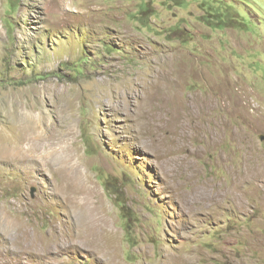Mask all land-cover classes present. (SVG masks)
Returning a JSON list of instances; mask_svg holds the SVG:
<instances>
[{
	"label": "rangeland",
	"instance_id": "374dc122",
	"mask_svg": "<svg viewBox=\"0 0 264 264\" xmlns=\"http://www.w3.org/2000/svg\"><path fill=\"white\" fill-rule=\"evenodd\" d=\"M260 135L264 0H0V264H264Z\"/></svg>",
	"mask_w": 264,
	"mask_h": 264
},
{
	"label": "bare ground",
	"instance_id": "6f19581e",
	"mask_svg": "<svg viewBox=\"0 0 264 264\" xmlns=\"http://www.w3.org/2000/svg\"><path fill=\"white\" fill-rule=\"evenodd\" d=\"M163 76L166 77L167 75L165 74ZM147 79L149 81L148 82V85H149V83L151 84V88H147V90H149V89L153 90V89H155V87L156 88L159 87L160 83L165 84V81H166V79L164 77H162V76H160V79L161 80H159V82L157 81L158 84L156 83L157 78H155L154 80H149V78H147ZM128 80H129V82L127 81L128 83L127 82L124 83V84L121 83V87L115 88V91H113V89H111L109 86H105L104 84L101 87H100V85H98L97 86V89H96V92L98 93L97 94V99L101 101V100H103V97L104 96L110 95L112 93V97H113L114 100H120L122 98L121 89L124 90L125 97L126 98H128L129 96L132 97L133 94L135 93V91L134 90L126 91V87H127V85H133L134 86V85H136L135 84L136 82L133 79H128ZM137 80H138V78H136V81ZM124 81L125 80H123V82ZM144 82H145V80H144ZM113 87H115V86H113ZM160 87H162V86H160ZM143 91H144V89H143ZM113 92H115V93L113 94ZM143 99L145 100L144 97H143ZM141 114H142V112H141ZM159 119H160L159 116L153 114L152 121H153L154 124H156L159 121ZM134 120H136V119H134ZM146 125H147V119L146 118L144 120L140 121L141 129H145L146 128ZM28 132H29L28 135H25L24 134L25 135V138L28 137L29 138V141L30 140L32 141L33 140V130L32 131H28ZM28 138H26V140H28ZM30 147L31 148L33 147V141L30 143ZM21 148H20V150H21ZM68 152H70V151H66L65 149L63 150L62 148H59V154L58 155H45L46 158L44 160H47V161L50 160V161H52L51 162L52 164H50V165H52L53 168H55L56 170H58V173L60 175V180H61L60 181V184H61L62 191H68V192H71V193H78L77 192L78 191L77 188L73 184V180H76V178H75L76 177V172H75V169H74L75 166L73 165L74 166L73 167L71 165V159L73 158V155L71 153H68ZM40 153H38V154H40ZM38 157H40V156H38ZM44 160H42V163L43 164H46L44 162ZM33 162H35V161H33ZM76 181H78V180H76ZM87 216L88 217L85 219V222H84V226L86 227V230H84L82 232V234H81L85 238L82 240V243L81 244H85L87 246H92V245L95 244L94 238L100 232L105 231L106 224L102 220L97 219L98 217L96 218V217L93 216V214L91 215L90 211H88ZM4 222H5V225H8V223L10 221H4ZM90 229H95L96 231L93 232V231H90ZM9 231H11V229ZM20 231H21L22 238L25 239V237H26L25 232L23 230H21V229H20ZM42 248H43L42 242L39 241L38 238L36 236H34V235H33V237L30 240H27V241L24 242V250H28L30 252L33 251V253H36V254H41L43 252V249ZM166 257H167V261H165V264H183V260L180 257L172 256L170 254H168Z\"/></svg>",
	"mask_w": 264,
	"mask_h": 264
},
{
	"label": "water",
	"instance_id": "95a60500",
	"mask_svg": "<svg viewBox=\"0 0 264 264\" xmlns=\"http://www.w3.org/2000/svg\"><path fill=\"white\" fill-rule=\"evenodd\" d=\"M260 140L264 141V135L259 136Z\"/></svg>",
	"mask_w": 264,
	"mask_h": 264
},
{
	"label": "trees",
	"instance_id": "16d2710c",
	"mask_svg": "<svg viewBox=\"0 0 264 264\" xmlns=\"http://www.w3.org/2000/svg\"><path fill=\"white\" fill-rule=\"evenodd\" d=\"M128 233V231H127V229H125V234H127Z\"/></svg>",
	"mask_w": 264,
	"mask_h": 264
}]
</instances>
